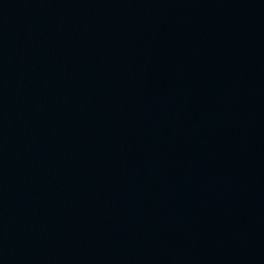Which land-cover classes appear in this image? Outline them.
I'll return each instance as SVG.
<instances>
[{"label": "water", "instance_id": "1", "mask_svg": "<svg viewBox=\"0 0 264 264\" xmlns=\"http://www.w3.org/2000/svg\"><path fill=\"white\" fill-rule=\"evenodd\" d=\"M0 264H264V0H0Z\"/></svg>", "mask_w": 264, "mask_h": 264}]
</instances>
